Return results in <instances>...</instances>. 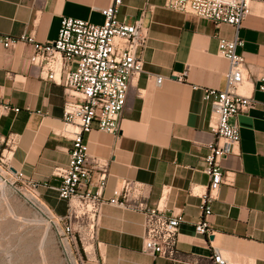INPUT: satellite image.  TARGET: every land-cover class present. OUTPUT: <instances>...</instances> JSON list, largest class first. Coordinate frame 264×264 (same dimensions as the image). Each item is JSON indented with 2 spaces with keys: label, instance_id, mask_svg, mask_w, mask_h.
<instances>
[{
  "label": "crops",
  "instance_id": "0c3cea01",
  "mask_svg": "<svg viewBox=\"0 0 264 264\" xmlns=\"http://www.w3.org/2000/svg\"><path fill=\"white\" fill-rule=\"evenodd\" d=\"M112 0H0V35L33 44L57 40L64 18L103 25L100 11ZM166 0H124L119 19L134 24L148 10L149 42L142 53L145 72L131 82L117 135L95 129L85 136L93 170L90 190L109 200L125 182L146 188V205L167 214L182 213L179 260L171 262L143 254L144 215L103 206L97 231L96 264H214V249L229 264H264V2L251 3L252 15L239 30L244 46L238 53L248 68L239 93L255 106L237 117L241 142L224 164L229 183L221 186L210 206L214 235L198 236L202 194L209 186L205 158L215 136L211 108L204 89L224 90L229 62L219 56L217 36L233 40L235 30L216 28L208 20L165 7ZM34 47L0 43V150L12 136L11 167L39 184L43 202L59 216L67 204L58 197L71 141L63 128L64 89L43 80L31 63ZM163 83L157 85V77ZM182 77V80L180 78ZM2 105L18 108L4 113ZM103 176H105L103 178ZM87 188L85 189V192ZM94 257V254H93Z\"/></svg>",
  "mask_w": 264,
  "mask_h": 264
},
{
  "label": "built area",
  "instance_id": "2783aa9c",
  "mask_svg": "<svg viewBox=\"0 0 264 264\" xmlns=\"http://www.w3.org/2000/svg\"><path fill=\"white\" fill-rule=\"evenodd\" d=\"M148 2L149 0H143ZM264 0H166L168 10L208 20L216 28L227 25L235 30L233 40L217 36L219 56L229 62L224 90L204 89V101L211 108L210 127L215 136L205 158V173L210 177L209 186L201 198L202 216L195 225L198 236L210 238L214 230L210 221L213 216L210 204L224 184L229 183L224 164L233 155V148L241 142L237 117L255 106L253 97L239 93L245 83L248 68L245 59L238 53L244 46L239 37L243 23L252 15L251 3ZM124 0H112L100 11L103 25L87 21L64 18L56 41L33 44L25 36L20 39L0 35V43L12 49L19 43H30L34 47L31 63L40 68L43 80L64 89L67 101L64 105L63 128L60 136L71 141L68 164L56 168L55 178L61 179L57 188L58 197L66 202L67 212L59 216L53 212L38 194L39 184L26 179L23 172L11 167V154L15 140L9 136L0 150L1 162L20 189L29 194L32 201L41 206L55 226H63L62 235L80 254L79 241L92 247L94 257L98 247L97 231L103 206L109 205L144 215L143 254L154 259L171 262L179 260V230L185 222L184 215L167 214L159 206L146 205V188L137 182L127 181L122 191L105 200L100 193L93 194L91 177L97 162L89 155L85 136L95 129L112 135L121 131L120 117L127 105L131 82L144 72L142 53L149 42L148 27L145 25L148 10L134 24L119 19ZM157 77V85L163 83ZM182 80V77L180 78ZM263 84L259 90L264 93ZM264 109V101L262 103ZM4 113H18V108L2 105ZM105 176H103L104 178ZM87 191L85 192V189ZM84 252L88 255L86 248ZM73 250V249H72ZM74 251V250H73ZM214 264H229L220 250L214 249ZM95 263V259L92 261Z\"/></svg>",
  "mask_w": 264,
  "mask_h": 264
},
{
  "label": "rangeland",
  "instance_id": "374dc122",
  "mask_svg": "<svg viewBox=\"0 0 264 264\" xmlns=\"http://www.w3.org/2000/svg\"><path fill=\"white\" fill-rule=\"evenodd\" d=\"M1 159L0 154V264H93L95 257L83 249L89 244L79 241L80 254L71 248L62 235L65 228L55 226L46 211L13 184Z\"/></svg>",
  "mask_w": 264,
  "mask_h": 264
},
{
  "label": "bare ground",
  "instance_id": "6f19581e",
  "mask_svg": "<svg viewBox=\"0 0 264 264\" xmlns=\"http://www.w3.org/2000/svg\"><path fill=\"white\" fill-rule=\"evenodd\" d=\"M86 251H87V253L90 255V256H93V249H92V247L91 246H86Z\"/></svg>",
  "mask_w": 264,
  "mask_h": 264
}]
</instances>
